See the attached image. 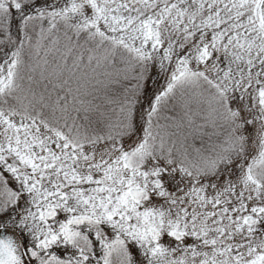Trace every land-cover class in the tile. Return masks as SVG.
Here are the masks:
<instances>
[{
	"label": "snow or ice",
	"instance_id": "snow-or-ice-1",
	"mask_svg": "<svg viewBox=\"0 0 264 264\" xmlns=\"http://www.w3.org/2000/svg\"><path fill=\"white\" fill-rule=\"evenodd\" d=\"M0 264H264V0H0Z\"/></svg>",
	"mask_w": 264,
	"mask_h": 264
}]
</instances>
